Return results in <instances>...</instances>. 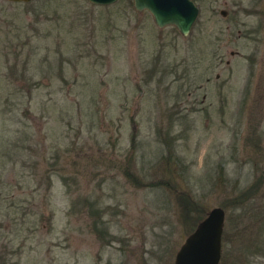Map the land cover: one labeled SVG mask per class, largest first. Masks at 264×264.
<instances>
[{
	"label": "rangeland",
	"instance_id": "374dc122",
	"mask_svg": "<svg viewBox=\"0 0 264 264\" xmlns=\"http://www.w3.org/2000/svg\"><path fill=\"white\" fill-rule=\"evenodd\" d=\"M193 1L0 0V264H173L213 207L264 264V0Z\"/></svg>",
	"mask_w": 264,
	"mask_h": 264
},
{
	"label": "water",
	"instance_id": "95a60500",
	"mask_svg": "<svg viewBox=\"0 0 264 264\" xmlns=\"http://www.w3.org/2000/svg\"><path fill=\"white\" fill-rule=\"evenodd\" d=\"M28 2L31 0H8ZM94 5H110L117 0H87ZM136 11H147L159 28L173 26L186 36L197 20L199 8L193 0H132ZM222 14H225L222 11ZM225 213L213 207L184 239L173 264H219Z\"/></svg>",
	"mask_w": 264,
	"mask_h": 264
},
{
	"label": "trees",
	"instance_id": "16d2710c",
	"mask_svg": "<svg viewBox=\"0 0 264 264\" xmlns=\"http://www.w3.org/2000/svg\"><path fill=\"white\" fill-rule=\"evenodd\" d=\"M181 202L184 203L183 210H182V216L183 218H189L191 213H194V210L198 209L197 204L188 196H185L184 198H181ZM199 220V219H198Z\"/></svg>",
	"mask_w": 264,
	"mask_h": 264
}]
</instances>
